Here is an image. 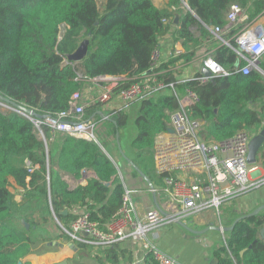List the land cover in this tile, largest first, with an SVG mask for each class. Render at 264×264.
I'll use <instances>...</instances> for the list:
<instances>
[{
	"label": "trees",
	"instance_id": "1",
	"mask_svg": "<svg viewBox=\"0 0 264 264\" xmlns=\"http://www.w3.org/2000/svg\"><path fill=\"white\" fill-rule=\"evenodd\" d=\"M185 1L188 10L182 8L183 0H169L162 9L151 0H106L102 10L95 0H0V96L41 118L65 112L72 94L100 76L124 78L114 89L116 93L149 73L152 50L170 31L172 14L180 12V24L172 35L185 52L160 65L159 80L167 89L171 84L180 95L186 89L198 95L199 102L188 108L187 116L203 122L198 132L202 142L223 141L240 131L257 134L264 128V75L260 72L264 73L260 60L264 54L259 57V70L243 75L241 69L247 62L240 59L234 67L238 57L223 45L211 57L227 75L216 76L212 83L200 84V73L182 83L171 66L180 59H193L202 43L217 41L209 28L225 26V13L231 5L242 7L249 23L264 13V0ZM236 32L230 29L223 39H231L234 45ZM88 33L91 53L81 62H69L67 55ZM139 103L136 134L128 150L121 149L151 184L160 186L152 149L156 136L168 129L169 114L178 109L177 99L164 92ZM101 105L90 104L84 112V119L94 122L95 140L59 133L50 141V130L45 127L47 146L37 136L32 120L15 110H0V264H29L25 259L38 241L37 235L47 240L41 225L30 219L35 212L42 223L53 212L69 229L79 215L73 213L78 206L89 213L90 221L104 228L120 208L124 187L109 146L117 148L115 135L126 127L128 115L123 111L105 114ZM258 157L264 160L263 149ZM83 170L94 172L96 178L70 189L63 177L79 179ZM10 179L24 189L19 203L10 192ZM64 210L66 215L61 213ZM263 227L264 212L240 219L213 251L215 264H264ZM101 254L97 258L101 264L133 263L127 250L104 248ZM141 264L157 263L146 253Z\"/></svg>",
	"mask_w": 264,
	"mask_h": 264
},
{
	"label": "built area",
	"instance_id": "2",
	"mask_svg": "<svg viewBox=\"0 0 264 264\" xmlns=\"http://www.w3.org/2000/svg\"><path fill=\"white\" fill-rule=\"evenodd\" d=\"M246 20L245 10L233 4L225 13V26L209 28L224 46L231 48L239 59L247 62L241 69L243 75L249 74L253 69L258 70L259 57L264 54V29L259 26L238 29L232 38L234 45L221 37L233 26L244 24ZM161 64V52L155 47L150 55L149 73L126 88L116 93L114 91L118 83L124 80L122 77L100 76L90 81L97 84L99 95L95 102L99 103L110 101L114 94L125 104L164 92L176 97L178 109L169 114V127L156 136L152 149L154 168L161 176V185H152L149 192L159 195L164 203L146 212L141 218H136L131 191L124 189L120 208L104 228L90 221L89 213L83 211L64 232L79 241H86L83 240L86 234L89 242L101 248H110L121 241L131 240L139 243L146 253H150L157 264H181L148 242V235L156 229L177 222L183 223L186 217L208 210L219 213L220 207L233 198L263 186L264 178L255 176L257 169L247 162L250 141L247 132H237L223 141H201L198 132L203 122L192 121L187 116L188 108L199 102L198 95L191 89H186L180 95L171 84L170 89H167V84L158 78ZM203 67L214 77L227 75L211 57L203 60ZM78 78L82 79V76L79 75ZM208 81L209 78L203 75L198 78L200 84ZM84 112L82 93L76 91L65 112L54 117L32 118V122L37 136L44 142L47 141L45 127L50 130V141L59 133L95 140L94 122L84 119ZM25 162L30 167V163Z\"/></svg>",
	"mask_w": 264,
	"mask_h": 264
},
{
	"label": "crops",
	"instance_id": "3",
	"mask_svg": "<svg viewBox=\"0 0 264 264\" xmlns=\"http://www.w3.org/2000/svg\"><path fill=\"white\" fill-rule=\"evenodd\" d=\"M95 1L99 10H102L106 0ZM151 1L155 7L162 9L167 8L169 0ZM182 5L183 9L188 10L185 0H183ZM182 15L183 14L180 12H174L172 14L170 31L159 39L157 47L161 52L162 64L181 56L185 52L182 43L180 41H174L172 35L173 31L178 28ZM175 16H178L176 22L174 21ZM244 26H253V28L259 26L264 29V13L249 23L237 24V26H233L231 29H237L238 31L240 28L243 29ZM229 31L230 30L225 34L227 35ZM193 32L195 33V37L199 36L196 28L193 29ZM214 36L217 41L202 43L196 50L193 59L186 62L180 59L171 66L173 74L178 81L194 78L197 73H200L203 67V60L207 57H211V54L216 49L223 46L221 40L218 39L216 35ZM221 38L223 39V36ZM230 40L231 39H228L227 41ZM260 60L264 61V55H262ZM88 84H92V82H86L81 91L83 101L95 104L97 103L95 102L96 97L89 100V94L91 90H95L94 92L97 91L99 95V89L98 87L89 88ZM132 103L125 104L114 94L110 101L101 103V109H106L108 114L116 111H123L125 107L130 106ZM259 132L257 134H259ZM257 134L250 135V139ZM44 143H46L47 146V141ZM109 149L110 158L117 168V175L124 189L131 191V198L135 204V217L141 218L146 212L162 206L164 203L162 198L159 195L154 196L149 192L150 187L148 184L141 178L137 171L122 158L118 148L111 145ZM261 149L264 151V142L258 152ZM258 152L256 162L250 165L257 169L255 176L264 178V160L258 157ZM91 178H96V174L88 170H83L79 179H74L67 175L63 177L70 189L86 185L87 181ZM10 192L13 194L15 202H21L24 189L17 186L13 179H10ZM260 206H264V185L251 189L233 198L228 204L224 205L223 208L227 214L224 220L220 218L219 213L214 211V213H216L214 214L211 210H208L200 214L186 217L183 221L184 226L178 224L176 226L169 225L154 230L148 235V242H151L158 249L176 259L181 264H215L212 257L213 251L221 245L225 238V234L216 228L229 227L237 218L251 213ZM83 211L84 209L78 206L73 209V213L77 215L81 214ZM262 212H264V209L258 214ZM30 219L41 225L40 227L45 231V234L42 235L48 238L46 241H43L40 235H37L38 233L34 234L37 235L38 241L31 247V252L25 259L29 264H101L97 261V258L102 257L101 252L104 248L93 245L85 236H83V240L86 241H79L69 237L64 232L65 228L53 212L49 220L45 223H42L39 219L38 212L33 213ZM216 219L219 221L218 224L215 221ZM24 223L26 222L22 220L23 225ZM26 224L28 227L25 228L29 229L30 225L28 223ZM32 230L35 233L36 227L34 226ZM110 248L130 251L132 253L133 263L142 262L146 254L139 243L131 240L121 241Z\"/></svg>",
	"mask_w": 264,
	"mask_h": 264
},
{
	"label": "water",
	"instance_id": "4",
	"mask_svg": "<svg viewBox=\"0 0 264 264\" xmlns=\"http://www.w3.org/2000/svg\"><path fill=\"white\" fill-rule=\"evenodd\" d=\"M187 6V4H186ZM187 8L189 9V7L187 6ZM194 14V13H193ZM177 18L178 16H175V19L174 21L176 22L177 21ZM91 34L88 33L84 38H82L78 44H77V48L76 50L67 55V60L69 62H72V63H78V62H81L85 57H87L91 51L89 50V44H90V41H91ZM239 61L240 59L237 58L235 60V63H234V67H237L239 65ZM259 70V68H258ZM263 75L264 73L262 71H260ZM200 74L209 78V81L212 83L214 82V76L211 75V72L205 68V67H202L201 68V71H200ZM0 105H4V106H7L9 107L10 110H15L19 113H21L22 115L28 117L30 120H32V118H34V113L32 110L28 109V108H25L24 106L20 105V104H17L13 101H10L8 99H5L3 97L0 96ZM101 113V112H100ZM115 139H116V143H117V148L122 156V158L124 160H126L131 166L132 168L137 171V173L141 176V178H143V180L148 184V186L151 188L152 187V184L151 182L149 181V179L134 165V163L128 159L127 157H125L123 151L121 150V146L119 144V134L118 132L116 133L115 135ZM264 142V129H262L259 134H257L256 136H253L250 141H249V145H248V154H247V162L249 164H253L256 162V156H257V152L258 150L260 149V147L262 146ZM46 145V143H45ZM155 196V195H154ZM264 209V206H260L258 208H256L254 211H252L251 213L245 215V216H242V217H239L237 218L233 224L229 227H218L216 228L217 230L221 231L222 233H225V232H229L233 229L234 225L242 218L244 217H251V216H255L257 215L261 210ZM63 215H66L67 214V211L64 210L63 212H61ZM178 225H181V226H184V224L182 222H177ZM25 227L27 228L28 225L26 223H24ZM197 233H202V232H197ZM260 235L262 237V239L264 240V227L261 229L260 231ZM86 236V234H85ZM133 264H141V262H136V263H133Z\"/></svg>",
	"mask_w": 264,
	"mask_h": 264
},
{
	"label": "rangeland",
	"instance_id": "5",
	"mask_svg": "<svg viewBox=\"0 0 264 264\" xmlns=\"http://www.w3.org/2000/svg\"><path fill=\"white\" fill-rule=\"evenodd\" d=\"M92 84H88V87L89 88L97 87L96 86L97 84H93V85ZM94 91L93 90L90 91L89 100L91 98H93V97H96V98L98 97V92L97 91L94 92ZM84 104H85V107H87L91 103L88 102V101L87 102L84 101ZM139 106H140L139 101H136V102L132 103L130 106L125 107L123 109V112H125V114L128 115V122H127L126 127L124 129H121L118 134H119V138H120L119 144L122 147V149L125 150V151L128 150V143L134 138V136L136 134L134 121H135L136 115L138 113ZM8 109H9L8 107H5V106L3 107V106L0 105V110L1 111H6ZM102 111L105 114H107V110L106 109L102 108ZM106 116H108V115H106ZM126 148H127V150H126ZM223 207L224 206L220 207V210H219V215H220V218H222V220H224V218H226V216H227V214L224 211ZM211 211H212V213H214L215 210H211ZM214 214H216V213H214ZM215 221H216L217 224L219 223V221L217 219ZM171 225L172 226H176L177 224H171Z\"/></svg>",
	"mask_w": 264,
	"mask_h": 264
}]
</instances>
